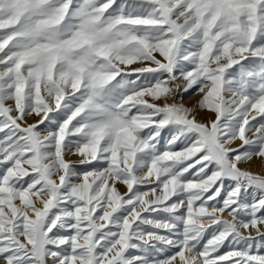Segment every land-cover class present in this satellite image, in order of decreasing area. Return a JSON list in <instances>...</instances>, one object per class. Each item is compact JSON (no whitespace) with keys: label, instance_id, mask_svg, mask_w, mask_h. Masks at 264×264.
Wrapping results in <instances>:
<instances>
[{"label":"snow or ice","instance_id":"6c2138e0","mask_svg":"<svg viewBox=\"0 0 264 264\" xmlns=\"http://www.w3.org/2000/svg\"><path fill=\"white\" fill-rule=\"evenodd\" d=\"M0 264H264V0H0Z\"/></svg>","mask_w":264,"mask_h":264},{"label":"bare ground","instance_id":"6f19581e","mask_svg":"<svg viewBox=\"0 0 264 264\" xmlns=\"http://www.w3.org/2000/svg\"><path fill=\"white\" fill-rule=\"evenodd\" d=\"M254 169L256 172H259L260 171V167H259V164H254Z\"/></svg>","mask_w":264,"mask_h":264},{"label":"rangeland","instance_id":"374dc122","mask_svg":"<svg viewBox=\"0 0 264 264\" xmlns=\"http://www.w3.org/2000/svg\"><path fill=\"white\" fill-rule=\"evenodd\" d=\"M189 103H190V101H189ZM200 118H201V119H204L205 117H200ZM257 163H258V162H257ZM251 170L254 171V172H256L255 169H254V165L252 166ZM121 191H123V188H121Z\"/></svg>","mask_w":264,"mask_h":264}]
</instances>
